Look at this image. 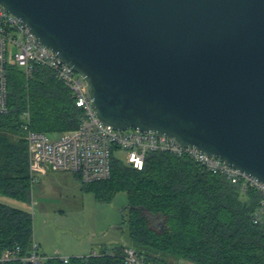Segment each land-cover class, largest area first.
Segmentation results:
<instances>
[{"label":"water","instance_id":"obj_1","mask_svg":"<svg viewBox=\"0 0 264 264\" xmlns=\"http://www.w3.org/2000/svg\"><path fill=\"white\" fill-rule=\"evenodd\" d=\"M81 76L96 117L264 184V0H0Z\"/></svg>","mask_w":264,"mask_h":264},{"label":"trees","instance_id":"obj_2","mask_svg":"<svg viewBox=\"0 0 264 264\" xmlns=\"http://www.w3.org/2000/svg\"><path fill=\"white\" fill-rule=\"evenodd\" d=\"M7 90L8 111L0 114V195L29 203L33 184L22 128L25 114L31 130L53 136L75 130L83 113L71 92L39 66L26 77L8 64ZM81 185L106 200L126 194L123 224L129 247L152 264H264V227L251 221L257 194L241 191L192 161L149 154L136 170L113 159L108 180ZM32 242V214L0 203V253L18 247L25 255ZM125 247L109 249L113 254L105 250L94 257L67 263L55 258L44 264H125Z\"/></svg>","mask_w":264,"mask_h":264},{"label":"built area","instance_id":"obj_3","mask_svg":"<svg viewBox=\"0 0 264 264\" xmlns=\"http://www.w3.org/2000/svg\"><path fill=\"white\" fill-rule=\"evenodd\" d=\"M15 64L26 77L35 66L49 70L70 92L75 106L83 115L78 127L59 137L30 129L28 113L22 128L26 134L31 183L47 172H64L76 177L82 184L108 180L111 176L113 159H120L136 170H141L149 154H169L176 158L192 161L213 175L223 177L241 191H253L258 203L251 215L254 225L264 227V184L250 178L223 161L207 156L195 148L183 147L171 138L154 132H139L133 129L118 131L105 125L96 117L86 95V84L81 76L66 65L55 53L41 45L28 29L0 6V114L7 108V66ZM123 153L118 157L117 153ZM91 253L86 257L98 256ZM104 254H113L107 250ZM48 258L38 251L33 241L29 253L20 254L18 247L6 248L0 253V264H44ZM125 264H152L135 249L123 250Z\"/></svg>","mask_w":264,"mask_h":264},{"label":"rangeland","instance_id":"obj_4","mask_svg":"<svg viewBox=\"0 0 264 264\" xmlns=\"http://www.w3.org/2000/svg\"><path fill=\"white\" fill-rule=\"evenodd\" d=\"M117 156L124 155L118 152ZM43 176L33 183L29 203L0 195V203L32 214L33 240L41 238L48 248L57 246L63 252L89 243L87 254L99 252L103 246L107 250L119 245L131 246L123 224V219H127L124 192L106 200L84 189L77 178L64 172Z\"/></svg>","mask_w":264,"mask_h":264},{"label":"crops","instance_id":"obj_5","mask_svg":"<svg viewBox=\"0 0 264 264\" xmlns=\"http://www.w3.org/2000/svg\"><path fill=\"white\" fill-rule=\"evenodd\" d=\"M52 172H47L43 177H51L50 174ZM67 174V173H66ZM70 175V174H68ZM72 176V175H71ZM39 180V179H38ZM36 245L38 246V251L44 255L45 257H48V258H51V257H54V256H60L62 258H67V259H70V258H75V257H86L90 254H87V251H88V246H89V243H81V245H77L75 247V250L73 249H69V251H65L63 252L62 248L60 249V247L58 248L57 246H54L52 248H48L47 245H44L45 242L41 239V238H35L33 240ZM120 246V245H119ZM126 247H129V246H126ZM106 248L108 247H105L103 246L102 248H100V251L99 252H92V253H101L105 250H107ZM61 252V253H60ZM53 255V256H52Z\"/></svg>","mask_w":264,"mask_h":264}]
</instances>
